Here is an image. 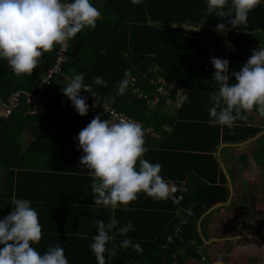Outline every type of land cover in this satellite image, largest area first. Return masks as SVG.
I'll return each instance as SVG.
<instances>
[{
	"label": "trees",
	"instance_id": "1",
	"mask_svg": "<svg viewBox=\"0 0 264 264\" xmlns=\"http://www.w3.org/2000/svg\"><path fill=\"white\" fill-rule=\"evenodd\" d=\"M129 2L131 0H104V5L98 8L102 15L95 29L85 28L67 41L66 62L60 74L48 80L38 113L30 114L33 106L21 95L18 107L7 119L0 120V159L4 153L2 141L12 138L17 144L23 131L34 134L33 148L40 149L43 143L58 146V141L63 140V147L69 144L75 155L80 154L82 151L77 148L74 138L89 123L92 114L88 111L85 116L78 115L60 89L67 83L65 78L73 72L83 73L85 83L100 76L107 81L106 87L93 86L100 101L111 100L115 111L143 123L144 128H153L158 134L157 138H152L144 133L148 151L143 158L150 163H159V174L165 180L177 184L185 181L187 191L182 205L192 209L193 218L182 227L180 236L185 242L192 239L200 243L196 222L210 206L226 198V190L214 185L218 169L213 153L220 141H241L254 135L257 129L244 127L242 118L231 128L210 125L208 110L199 116L186 115L191 104L197 103L199 98H204L206 107L210 108L209 93L217 90V84L212 80L214 68L210 57L225 59L227 44L222 35L215 36L214 32L181 33L178 27L171 28L165 23L177 24L191 16L208 26L224 23L225 29L229 30V42L244 48L256 31L264 34V3L248 14L246 25L233 28L228 23L229 17H216L215 13L206 11V0H146L141 5L142 10L126 6ZM92 3L96 1L92 0ZM230 6L229 0L225 10ZM54 46L38 60L30 75L13 74L7 62L0 59V101H5L16 91L36 90L40 77L55 60ZM228 61L229 73L239 71L242 64L230 57ZM125 69L130 72L129 84L134 80L133 88L137 92H133L129 84L123 94L118 92ZM169 84L185 91L186 98L179 102L175 97L176 89H171L168 95H158L159 88L166 89ZM81 95L87 98L88 105L94 99L83 90ZM173 102L179 105L175 114L163 110ZM100 117L109 119L108 115ZM0 174V206L8 215L12 203L6 201L20 197L21 187L14 184L12 171ZM187 175L190 178L187 179ZM164 208L174 209L168 199H164ZM133 211L137 213L140 209ZM166 235L161 238L162 244Z\"/></svg>",
	"mask_w": 264,
	"mask_h": 264
},
{
	"label": "crops",
	"instance_id": "2",
	"mask_svg": "<svg viewBox=\"0 0 264 264\" xmlns=\"http://www.w3.org/2000/svg\"><path fill=\"white\" fill-rule=\"evenodd\" d=\"M95 1L97 8L104 5V0ZM145 1L131 0L126 6L142 10L141 5ZM165 25L178 27L181 33L208 31L214 32L215 36L222 35L227 44L225 59L234 58L237 64L242 65L254 49L264 44V34L256 31L248 48L235 46L229 42L228 29L218 33L216 27L195 21L192 16L180 23ZM206 103L204 98H199L197 103L191 104L186 115L204 114L208 110ZM178 107L173 102L163 110L175 114ZM40 108V105L33 107L30 114L38 113ZM242 125L255 128L257 132L237 142L220 141L213 153L218 169L214 185L226 190V198L215 203L220 205L196 222L201 242L192 239L185 242L180 234L166 250L160 248L161 238L164 234L169 236L177 225L179 218L174 209H165L164 199H154L143 192L138 193L137 199L127 206L96 205L87 170L79 163L83 153L75 155V150L68 143V147L62 146L63 140L58 141L61 143L58 146L43 143L39 149L33 148L32 142L36 139L30 132L20 133L17 144L12 138L9 141L4 139L0 173L12 171L14 184L21 187L18 198L28 199L38 213L42 235L32 246L43 253L49 246L60 243L70 264H96L88 247L96 232L94 219L108 223L110 218L118 221L117 228L131 221L134 231L129 232L127 238L139 243L143 251L138 254L131 247L119 248L125 237L116 235L113 243L117 247V255L109 258L105 254L108 264H264V116L255 107L244 111ZM39 128L37 122L36 130ZM186 178H190L189 175ZM179 185L186 187L185 181ZM143 205L149 207L141 208ZM126 207L130 210L126 211ZM136 209L140 211L132 213ZM6 215L7 211L0 206V218Z\"/></svg>",
	"mask_w": 264,
	"mask_h": 264
},
{
	"label": "clouds",
	"instance_id": "3",
	"mask_svg": "<svg viewBox=\"0 0 264 264\" xmlns=\"http://www.w3.org/2000/svg\"><path fill=\"white\" fill-rule=\"evenodd\" d=\"M262 3L264 0H230L231 6L226 11L229 0H206V11L216 17H229L228 23L239 28L246 25L248 14ZM101 15L92 0H0V59L7 62L13 74L30 75L45 52L54 45L65 44L85 28L95 29ZM225 28L224 23H219L215 30L223 33ZM210 63L214 68L212 80L217 84V90L209 93L210 125L231 128L242 118V112L254 107L264 116V44L252 51L239 71L229 73L227 59L210 57ZM123 77L118 86L120 94L129 84V70H124ZM65 79L67 83L60 90L80 116L89 111L81 90L99 102L93 86H107L100 76L85 83L83 73L73 72ZM74 139L83 153L79 163L87 170L96 205L127 206L140 192L159 200L168 197L169 184L159 174L161 165L143 158L148 148L139 122L128 118L113 122L97 115ZM11 203L9 214L0 218V264H70L60 243L49 246L43 253L32 246L41 239L42 230L31 202L14 198ZM117 224L114 218L108 223L94 219L96 232L88 247L96 264H108L105 254L109 258L117 255L113 243L116 235L125 237L119 248L131 247L142 253L140 244L127 238L134 231L132 222L118 228Z\"/></svg>",
	"mask_w": 264,
	"mask_h": 264
},
{
	"label": "built area",
	"instance_id": "4",
	"mask_svg": "<svg viewBox=\"0 0 264 264\" xmlns=\"http://www.w3.org/2000/svg\"><path fill=\"white\" fill-rule=\"evenodd\" d=\"M66 51H67V42L63 45H55L54 47V54H55V60L51 67L46 71V73L40 77L39 83L36 87L35 91H16L13 92L10 96L6 98L5 101H0V120L7 119L10 114L13 112V110L18 107L19 105V99L21 95L24 96L26 102L33 107L37 106L39 104V101L43 98V93L47 88L48 80L55 75L60 74L61 67L63 66V63L66 62ZM134 80H131V83L129 84V88L133 92H137L138 90L133 88ZM171 89H176L175 97L180 102L186 98V92L182 89L176 88L174 84H169L168 88L163 89L159 88L158 92L160 96L168 95ZM96 104V107L93 108L92 105ZM89 111L92 114L90 121L97 115H108L110 120H113V122L118 121L121 118H128L133 121H136L124 113L115 111L112 108V101H96L95 99H92L89 103ZM89 121V122H90ZM139 122V121H137ZM144 130V133L148 134L152 138H157V134L153 130V128H144V124L139 122ZM187 188L183 185L170 183L169 184V194H168V200L171 202V204L174 207V213L178 216V222L177 225L174 227L172 233L166 237L165 242L160 245L161 249L166 250L169 245L179 237V235L182 232V227H184L188 220L190 218H193V211L190 207H184L182 205L183 196L186 193Z\"/></svg>",
	"mask_w": 264,
	"mask_h": 264
},
{
	"label": "water",
	"instance_id": "5",
	"mask_svg": "<svg viewBox=\"0 0 264 264\" xmlns=\"http://www.w3.org/2000/svg\"><path fill=\"white\" fill-rule=\"evenodd\" d=\"M218 205L220 204H214L212 206H210L198 219V222L201 220L202 216L205 215L206 213L210 212L211 210H213L214 208L218 207ZM216 264H221V263H216Z\"/></svg>",
	"mask_w": 264,
	"mask_h": 264
}]
</instances>
